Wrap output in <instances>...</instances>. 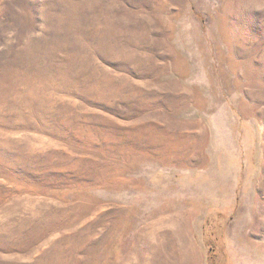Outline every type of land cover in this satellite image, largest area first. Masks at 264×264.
I'll return each instance as SVG.
<instances>
[{
  "label": "rangeland",
  "instance_id": "rangeland-1",
  "mask_svg": "<svg viewBox=\"0 0 264 264\" xmlns=\"http://www.w3.org/2000/svg\"><path fill=\"white\" fill-rule=\"evenodd\" d=\"M0 264H264V0H0Z\"/></svg>",
  "mask_w": 264,
  "mask_h": 264
},
{
  "label": "bare ground",
  "instance_id": "bare-ground-1",
  "mask_svg": "<svg viewBox=\"0 0 264 264\" xmlns=\"http://www.w3.org/2000/svg\"><path fill=\"white\" fill-rule=\"evenodd\" d=\"M193 147V146H192ZM195 148V147H194Z\"/></svg>",
  "mask_w": 264,
  "mask_h": 264
}]
</instances>
